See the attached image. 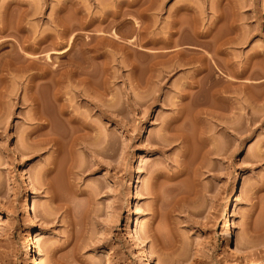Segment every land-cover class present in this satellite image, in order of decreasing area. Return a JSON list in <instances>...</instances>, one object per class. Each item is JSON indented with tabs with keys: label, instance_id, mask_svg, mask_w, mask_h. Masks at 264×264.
Segmentation results:
<instances>
[{
	"label": "rangeland",
	"instance_id": "1",
	"mask_svg": "<svg viewBox=\"0 0 264 264\" xmlns=\"http://www.w3.org/2000/svg\"><path fill=\"white\" fill-rule=\"evenodd\" d=\"M112 11L121 14L114 17ZM132 16L145 28L143 42L167 37L169 28L180 27L178 18L187 27L197 22L198 30L215 34L229 30L233 16L240 37H249L228 47V55L215 56L221 68L216 66L215 94L204 87L208 72L196 74L202 50L179 53L160 43H147L143 50L102 49L93 62L98 71L91 78L89 101H82L83 86L73 81L64 85L58 100L40 90L38 114L27 89L28 73L7 67L0 75V264H27L29 233L39 234L40 264H135L137 249L126 225L130 211L138 241L156 264H264V0H0V42L8 41L0 48V69L18 57L16 46L24 38L31 42L51 32L57 18L67 24L92 21L91 31H84L96 35L104 26L125 34ZM76 31L74 26L71 33ZM187 33L175 36L182 38V46ZM23 56L21 63L30 62ZM228 59L234 65L230 86L223 73ZM176 62L184 64L170 69ZM244 68L245 74H239ZM191 82L202 88H189ZM97 101L104 109L106 154L77 143L56 154L50 139L76 126L58 113L70 110L95 123L101 117ZM45 119L51 122L40 132ZM138 174L143 182L134 190L132 209L128 189ZM52 189L59 194L54 203ZM26 196L38 213L35 224L23 207ZM229 222L244 246L245 261L227 242Z\"/></svg>",
	"mask_w": 264,
	"mask_h": 264
},
{
	"label": "bare ground",
	"instance_id": "2",
	"mask_svg": "<svg viewBox=\"0 0 264 264\" xmlns=\"http://www.w3.org/2000/svg\"><path fill=\"white\" fill-rule=\"evenodd\" d=\"M105 6V5H103ZM129 6V5H128ZM106 7V6H105ZM110 8V7H109ZM107 9V8H106ZM183 9H185L186 11L189 12V9L187 7H184ZM107 11V10H106ZM110 11V10H109ZM121 11V10H120ZM108 12V11H107ZM114 11H112L113 13ZM117 11H115L114 13H116ZM122 12V11H121ZM121 12H119L121 14ZM114 13L112 14V16L114 15ZM117 13V15L119 14ZM126 13V12H124ZM106 14V12L104 13ZM108 15V14H107ZM117 15H114V17H116ZM125 15V14H124ZM127 15V13H126ZM106 16V15H105ZM123 16V15H122ZM241 16V15H239ZM107 17V16H106ZM233 17V16H232ZM230 18L228 21L229 22V30L227 29V31L223 32H219L218 33H212V31L208 28L206 31H200L198 30L197 28V22H193V24L188 26L187 27V24L185 22H183L182 18H180L181 20H178L175 19L177 22L181 21L183 23H175L176 24H180V27H176V29H171L169 28L170 30H168V35L167 37H163L161 39H156V38H149L150 41H147V42H143V38H145L146 36L144 35H140L141 34V30L145 29L144 27H141L139 25V21L134 18L133 16L132 17H129L128 19L130 20V23L131 25L129 26V31L127 30L126 33L124 34L122 32V34L118 33V28L116 29H112V27H110L111 31L109 32L106 31V26H104L103 28H101V30L99 29L98 31V34H96L98 37V40H96L95 43H92V40H93V36L96 37V35L92 34V33H88L87 31L85 32L84 30H87L89 27H90V23L92 22H86V20H76L78 21L79 23H77L76 21L74 22V18H72L73 24H67V21L64 23L63 20L58 19L57 17V20L55 19L54 21V29L49 32H44L40 35L38 39L36 36H34V39H31L33 41L30 42V40L28 41L27 39L24 38V40L18 44L16 47L17 49V55L18 57H15L13 59H10V61H7L6 64H5V68H1L0 69V75L3 76V71L9 67V66H13L16 68V69H19L20 71H24L25 73H28V86H27V89L29 90V97L31 98L30 100H32L33 102V106H34V111L33 113H37L38 114V109H37V106L36 104L38 105V95H42L41 91L40 90H44L46 89L47 93L48 94H53V99L55 97L56 100L60 99L59 98V94L61 89L64 87L65 84L68 85V83H73V81H76L77 83H80L82 84V89L79 90V94L80 96L82 97V101H89L90 97V87L89 85L92 83H94L91 79L92 78V75H94L96 72H94V70L92 69V67L97 64L95 63L94 65V61L99 58V56L101 57V55L103 54L101 52L102 49L106 48L107 49L110 47L112 49V47L116 46V47H120L121 45L124 46L125 48H128V49H134V50H143L145 48V46H147L146 44L149 43L148 45H157V44H164V46H168V49L170 50V48L172 49V47L175 46L174 49H178L180 50V52H182L183 48H188V50L192 49L191 51L195 50L194 52H196V50H198L197 52L199 53L201 50V54L197 55L196 58H198L197 61L201 62L199 65L200 67H198L197 69V72L196 74L199 75V73H201L202 71H207V77L210 81H207L206 83H204L206 80H205L203 83H204V87H207L208 90H210L212 93H216L217 91V85L218 83L216 82L218 79V82H220L219 78H217L216 76V71H220V66L219 65V62H217L218 60H216L217 57H215L216 55L217 56H220L218 54L222 53V54H225V55H228L227 53V50H228V47L234 45L235 43L237 44H242L244 42H247V38L249 37L248 36V33L246 35H243L242 31V38L240 37V35L238 34V28L239 27V23H237V18L235 19L234 17L233 18ZM238 17V16H237ZM64 18V17H63ZM103 18V17H102ZM84 19V18H83ZM222 19V18H221ZM241 19V17H240ZM239 19V21H240ZM68 20V18H67ZM70 20V19H69ZM68 20V21H69ZM100 21V19H99ZM104 21H106V19L104 18L102 21H100L101 23H103ZM128 21V20H127ZM219 21V20H218ZM237 21V22H236ZM95 22V21H94ZM93 22V23H94ZM174 22L172 25H174ZM110 23V22H109ZM108 23V24H109ZM121 23V22H120ZM104 24V23H103ZM186 24V25H184ZM212 24V23H211ZM216 25V22L213 23V25ZM143 25V24H142ZM212 25V26H213ZM76 27L77 29H79V31L77 32H74L73 34L71 33V30L73 27ZM100 26H102L100 24ZM117 26V25H116ZM241 26V25H240ZM92 27V26H91ZM90 27V28H91ZM108 27V25H107ZM172 27V26H171ZM89 28V30L91 31V29ZM120 28V27H119ZM175 28V27H174ZM97 29V28H96ZM212 29V28H211ZM1 30V29H0ZM4 31V29H2ZM95 30V29H94ZM188 30V35L185 34L187 37L188 40L185 41V43L187 42V44H184L183 46L181 45L182 43H184L183 41H179V37L177 39H175L176 35L179 33L181 35V37L183 38V34L184 32ZM243 30V29H242ZM25 31V30H24ZM23 31V32H24ZM84 31V32H82ZM190 31V32H189ZM240 32V31H239ZM0 33H2V31H0ZM18 33V32H17ZM31 33V32H30ZM240 33V34H241ZM8 34V33H7ZM86 34V36H85ZM144 34V33H143ZM214 34V35H212ZM235 34V35H234ZM250 34V33H249ZM27 35V34H26ZM29 35V33H28ZM36 35V34H35ZM31 36V35H30ZM142 38H141V37ZM209 36H212V37H209ZM27 37V36H26ZM29 37V36H28ZM27 37V38H28ZM36 37V39H35ZM83 37V38H82ZM180 37V38H181ZM209 38H212L210 40V42H205L206 40L205 39H208ZM147 38V37H146ZM181 38V39H182ZM239 38V39H238ZM241 38V39H240ZM30 39V37L28 38ZM19 40V39H18ZM106 40V41H105ZM205 40V41H204ZM79 41V42H78ZM8 41H2L0 42V48L3 47L5 44H7ZM112 46V47H111ZM172 46V47H171ZM123 47V48H124ZM148 47V46H147ZM170 47V48H169ZM109 48V49H110ZM121 48V47H120ZM124 48V49H125ZM118 49V48H117ZM181 49H183L181 51ZM213 50L212 52L214 53H211L209 50ZM126 50V49H125ZM150 50V49H149ZM200 50V51H199ZM16 51V50H15ZM23 51V53H21ZM94 51V53L96 55H91V53ZM106 51V50H104ZM103 51V52H104ZM113 51V50H112ZM147 51V50H146ZM146 51H143V52H146ZM153 51V50H152ZM150 51V52H152ZM173 51V49H172ZM24 52L28 55V58L27 60L29 59L30 62H28L27 64H23L21 63V60L19 59L20 57H25L23 56L24 55ZM45 52V54H44ZM101 52V53H100ZM109 52V51H108ZM139 52V51H138ZM177 52V50H176ZM106 53V52H105ZM177 52V54H179ZM15 54V55H16ZM108 54V53H107ZM114 54V53H113ZM182 54V53H181ZM55 55V56H54ZM112 55V54H111ZM110 55V56H111ZM70 59H69V57ZM104 56V55H103ZM177 56V55H176ZM13 57V56H12ZM64 57H68V61L66 60V62H63L59 59L61 58H64ZM109 57V56H108ZM127 57V55H126ZM174 57V56H173ZM180 57V56H179ZM178 56L176 58H179ZM21 58V59H22ZM65 58V59H66ZM103 58V57H102ZM101 58V59H102ZM195 58V57H194ZM24 59V58H23ZM94 59V60H93ZM108 59V58H106ZM171 60H174L170 57ZM170 59H168V62L170 61ZM221 59V58H220ZM99 60V59H98ZM97 60V61H98ZM105 60V59H104ZM109 60V59H108ZM115 60V59H114ZM195 60V59H194ZM24 61V60H22ZM135 61V60H133ZM176 61V60H175ZM178 61V60H177ZM182 61V60H181ZM187 61V59H186ZM191 61V60H188V62ZM101 62V61H100ZM119 62V61H118ZM174 63V61H171ZM183 62V61H182ZM178 63L177 62L175 64H173V66L171 65L172 68L170 69H174L175 68H179L180 66H182L184 63ZM185 62V61H184ZM110 63V62H109ZM222 63V61H221ZM225 63V62H224ZM101 64V63H100ZM104 64V63H102ZM170 64V63H169ZM182 64V65H181ZM7 65V66H6ZM132 65V64H131ZM188 65H191L188 63ZM2 66V65H1ZM98 66V65H97ZM106 66V65H105ZM108 66V65H107ZM219 67V69L217 70L216 68ZM233 62L226 60V65H224L225 67V70H224V74L226 72V84L227 85H232L234 84L235 82H233L235 79H234V75L232 74L231 72V68L233 69ZM248 66V64H247ZM138 67V66H137ZM152 67V66H151ZM170 67V66H169ZM223 67V66H222ZM96 68V67H95ZM99 68V67H97ZM136 68V67H135ZM177 68V69H178ZM247 68V67H246ZM9 69V68H8ZM245 69V68H244ZM242 70L239 74H245L244 72L246 71L245 70ZM103 71V70H101ZM196 71V70H195ZM223 71V70H222ZM221 71V72H222ZM234 71V70H233ZM94 72V73H93ZM106 72V71H105ZM6 73V72H5ZM101 73V72H100ZM222 73V74H223ZM104 74V73H103ZM102 74V75H103ZM106 74V73H105ZM195 74V75H196ZM203 74V73H202ZM206 73H204L205 75ZM220 73V75H222ZM101 75V74H100ZM236 75V74H235ZM105 76V75H104ZM200 76V75H199ZM223 76V75H222ZM19 77V76H18ZM96 77V75L94 76ZM195 77V76H194ZM197 77V76H196ZM206 77V76H205ZM98 78V77H97ZM107 78V77H106ZM105 78V79H106ZM222 78V77H220ZM4 79V78H3ZM101 79V77H100ZM207 79V78H206ZM2 80V79H1ZM216 80V81H215ZM223 80H224V76H223ZM96 81V80H95ZM104 81V79H103ZM195 81V78L194 80ZM198 81V80H197ZM201 81V80H200ZM199 81V82H200ZM248 81V80H247ZM99 82V81H98ZM98 82H95V83H98ZM101 82V81H100ZM105 82V81H104ZM196 82V81H195ZM198 82L197 83H194V82H191L189 83V88L192 87L194 88L195 85L196 86H200V83ZM70 83V84H71ZM102 83V82H101ZM201 82V84H203ZM246 83V82H245ZM245 83H243L245 85ZM69 84V85H70ZM247 84V83H246ZM72 85V84H71ZM248 85V84H247ZM92 86V85H91ZM94 86V85H93ZM96 86V85H95ZM250 86V85H249ZM44 87V88H43ZM98 87V86H97ZM102 87V86H101ZM201 87V86H200ZM74 88H77V87H74ZM91 88H94V87H91ZM100 88V87H99ZM105 88V87H104ZM187 86L184 88V90H186ZM202 88V87H201ZM200 89V88H199ZM206 89V90H207ZM71 90V89H70ZM96 90V89H95ZM99 90V89H98ZM183 90V91H184ZM68 91V90H67ZM2 92V91H1ZM45 92V91H44ZM77 92V90H76ZM103 92V91H102ZM3 93H4V90H3ZM6 93V92H5ZM46 93V92H45ZM46 93V94H47ZM1 94V93H0ZM9 94V93H8ZM28 94V93H27ZM45 94V96H47ZM65 94V93H64ZM63 94V95H64ZM92 94V93H91ZM97 94V93H96ZM102 95V93H100ZM185 94V93H184ZM39 95V96H40ZM255 95V94H254ZM2 96V95H1ZM28 96V95H27ZM44 96V94H43ZM42 96V97H43ZM184 96V95H183ZM40 96V98H42ZM98 97V96H96ZM258 97V96H256ZM261 97V96H260ZM259 97V98H260ZM264 97V96H263ZM262 97V98H263ZM48 98V96L46 97ZM52 98V96H51ZM100 98V97H99ZM43 99V98H42ZM52 99V100H53ZM66 99V98H65ZM257 99V98H256ZM255 99V100H256ZM55 100V101H56ZM68 100V99H67ZM253 100V99H252ZM258 100V99H257ZM263 100V99H262ZM38 101V102H37ZM46 102V101H45ZM57 102V101H56ZM94 103V102H93ZM246 103V102H245ZM43 104V103H42ZM53 104V103H52ZM248 104V103H247ZM68 105V104H67ZM70 105V104H69ZM95 105L96 107H99V113L101 114V117H100V121H95V123L93 124L91 122V120L89 121L87 118H81L77 115H75L72 111H66V110H62V107H61V110L60 113H58V115L60 114L63 118V116L65 115H68V118H66V123L68 122L70 125L72 123H74V126L75 127H70L68 126L69 129L68 131H65L64 129V133L59 136L60 138H56V137H52L50 139L51 142H53V144H55L57 147H56V154H60V152H65L64 149H65V146L68 145V143L71 145H74L75 143H77L78 145H82L84 146L85 148L89 149L91 152L95 153V154H106L105 152V137H107V135L105 134L106 131H104V125L102 123V116L104 115V109H103V106L97 102H95ZM40 106V105H39ZM54 106V105H53ZM43 107V106H42ZM66 107V105H65ZM40 108V107H39ZM48 108V107H46ZM54 108H56L54 106ZM53 108V110H54ZM60 108V107H59ZM42 109V108H41ZM39 109V110H41ZM44 109V108H43ZM57 109V108H56ZM55 109V110H56ZM67 109V108H66ZM48 110V109H47ZM53 110L51 111V113L53 112ZM59 110V109H58ZM41 112H43L41 110ZM45 112V111H44ZM57 112V111H56ZM48 113V111H47ZM46 113V114H47ZM73 113V114H72ZM34 114V115H35ZM42 115V114H41ZM53 115V114H52ZM59 115V117H60ZM36 116V115H35ZM39 116V115H38ZM43 116V115H42ZM54 117L56 116L55 114L53 115ZM52 116V117H53ZM84 116V115H83ZM86 116V115H85ZM34 117V116H33ZM44 117V116H43ZM42 117V118H43ZM48 117V116H47ZM41 118V117H39ZM45 118V117H44ZM33 119V118H32ZM37 119V118H36ZM51 119V118H50ZM50 119L49 121H47L46 119L41 123L39 124V129H40V132L41 130L44 131V129L50 124ZM57 119V118H56ZM47 121V122H46ZM58 121V119H57ZM61 121V119H60ZM62 121H64L62 119ZM53 122H56L55 120H53ZM59 123V121L57 122ZM52 124V123H51ZM61 124V123H60ZM38 125V124H37ZM49 127V126H48ZM52 128V127H51ZM71 128V129H70ZM49 130V129H48ZM54 131V130H53ZM94 131H96L95 133H93ZM169 131V130H168ZM51 132V131H50ZM47 132H45L46 134ZM53 133V132H52ZM34 134V133H33ZM58 134V132H57ZM39 135V134H38ZM42 135V134H40ZM44 135V134H43ZM47 135V134H46ZM48 137V136H47ZM50 137V136H49ZM48 137V138H49ZM114 137V136H113ZM47 140V139H46ZM93 140V141H91ZM66 141V142H65ZM41 142V141H40ZM48 142V141H46ZM45 142V143H46ZM50 142V143H51ZM108 142V141H107ZM75 144V145H77ZM111 144V143H110ZM107 145V144H106ZM114 145V144H113ZM91 146V147H90ZM75 147V146H73ZM95 147V148H93ZM64 148V149H63ZM72 148V146H71ZM119 148V147H118ZM116 148V150L118 149ZM70 149V148H68ZM74 149V148H72ZM75 150V149H74ZM119 150V149H118ZM114 151V150H113ZM72 153V151H69ZM67 153V152H66ZM107 154H109L107 152ZM113 154V153H112ZM118 154V153H117ZM116 154V155H117ZM72 155V154H71ZM103 155V154H102ZM69 156V155H68ZM113 156V155H112ZM65 157V156H64ZM72 158V157H71ZM74 159V158H73ZM56 166V165H55ZM52 170V169H51ZM50 171V170H49ZM45 173V172H44ZM46 174V173H45ZM44 174V175H45ZM42 177V180H40L41 182H43L44 180V176ZM49 181V180H48ZM40 182V183H41ZM52 182V181H50ZM142 177L141 175H136L134 177V180L132 181L129 189H128V193L130 195V197L132 198V204H131V208L133 209V207L135 206V203H133V199L136 198L134 196V190L139 188L140 185L142 184ZM46 183V182H45ZM42 184V183H41ZM54 184V183H53ZM61 185V184H59ZM55 187V186H54ZM58 187V186H57ZM49 188V187H48ZM50 189V188H49ZM48 189V190H49ZM51 190V189H50ZM53 190V189H52ZM60 191V190H59ZM56 192V190H55ZM54 190L53 191H50V194H51V200L53 201V203L57 200V195L59 194H56L58 192L55 193ZM61 201V200H60ZM59 202V200H58ZM61 202H59L60 204ZM31 198L29 196H26L24 199H23V207L27 208L28 210V214L30 216V220L31 222H33V224H35L34 222H36L38 220V213H37V210L35 209V207H32L31 205ZM58 204V203H57ZM59 206V205H58ZM61 206V205H60ZM30 207L31 210H30ZM32 224V223H31ZM126 225L129 227V241L135 246V248L137 249V253L135 254V264H156L154 262H152L151 260V257H150V254H149V251H148V248L145 244L142 243V241H138L139 240V230L137 228V226H135V216H134V213L132 211H130V215L127 219V223ZM149 226V225H148ZM148 226L146 228H148ZM149 230V229H148ZM227 230H228V238H227V242L234 245V252L239 256V258H241L242 260H247V256H246V251L244 250V246H242L238 236H237V233L236 231L233 229H231V224L230 222L228 223V226H227ZM147 232V231H146ZM150 233H148L149 235ZM39 234L36 233L35 235H33V233H29L27 235V238H26V241H25V247H26V250H27V264H40L38 262V252L36 250V245H35V239L38 238ZM151 236V235H150ZM148 237V236H147ZM234 237V238H233ZM141 242V243H140ZM113 249V248H112ZM117 251V249H113V252Z\"/></svg>",
	"mask_w": 264,
	"mask_h": 264
}]
</instances>
